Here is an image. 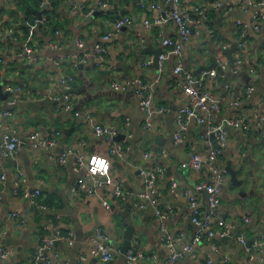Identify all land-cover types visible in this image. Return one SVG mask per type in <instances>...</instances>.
<instances>
[{
    "label": "crops",
    "instance_id": "0c3cea01",
    "mask_svg": "<svg viewBox=\"0 0 264 264\" xmlns=\"http://www.w3.org/2000/svg\"><path fill=\"white\" fill-rule=\"evenodd\" d=\"M60 1L58 27L49 25L44 29L34 22L42 19V6L39 17L31 21L25 19L28 1L0 0V110L12 113L0 121V142L6 134L21 140L15 158L2 157L0 145V248L12 251L9 258H0V264H42L36 255L45 239L57 231L73 233L75 241L73 245L59 242L52 249H45L52 260L54 253L60 251L64 263L79 264L81 254L86 252L89 264H125L128 253L122 247L129 225L136 228L131 249L139 256L135 264H159L168 257L162 241V221L152 205L135 211L143 188L140 168L156 163L165 168V176L157 184L161 195L158 207L166 213L163 223L167 231L183 235L186 241L193 239L197 227L185 192L193 189L203 210L206 198L194 187L212 180L207 166L195 169L190 163L196 152L204 151L201 144L196 149L190 145L199 128L193 123L185 140H174L176 118L185 104L183 76L174 72L178 60L168 54L163 73L160 64L157 67L154 62L158 51L170 50L164 47V38H180L173 23H156L171 4L168 0ZM49 2L51 5L55 0ZM153 4H160L161 12L152 8ZM182 4L191 11L193 19L202 20L184 45L183 65L221 102V126L228 127L230 119L242 117L250 129L229 128V143L220 161L225 167L232 162L238 171L237 183L228 173L213 221L215 236L203 239L196 249L197 259L184 257L175 264H200L208 256L216 261L229 258L232 264H264V245H255L264 233V10L255 6L244 11L238 0H182ZM197 8L203 11L201 15L196 14ZM258 12L263 14L260 21ZM124 17H131L133 23L122 29L112 27V21ZM145 20L150 24H144ZM256 23L258 29L252 26ZM244 25L249 26L246 32ZM109 34L110 39L105 41L103 37ZM233 41L243 43V47L230 54ZM98 43L108 47L103 64L95 53ZM224 45H230L226 52ZM220 55L228 70H220L216 79L200 70ZM239 58L244 64L233 70ZM66 76L75 79L70 91L62 85ZM135 78L146 83L160 78L153 93L155 112L151 127L146 125L135 89L112 88L114 81L122 83ZM8 85L15 92H8ZM250 87L254 90L247 93ZM68 92L73 100L70 108L63 99ZM55 97L60 99L55 101ZM162 107L168 111L162 112ZM96 125L114 127L117 132L114 136L98 137ZM34 133L54 145L34 148L29 138ZM172 143V147H167ZM112 144L122 149L123 158L110 153ZM67 151V162L59 164L58 157ZM81 153L111 158L112 172L126 189L124 200H114L108 209L101 200L108 195L106 189L92 195L88 192L90 185L85 184L73 191L80 178H87L85 166L76 170V159ZM145 153L151 159H146ZM172 181L177 183L175 191ZM16 188H20L18 195L14 193ZM24 189L42 190L37 203L23 195ZM12 213L20 215L13 219ZM220 221L227 226H219ZM99 230L110 234L114 241L115 258L110 263L90 254V240ZM248 241L253 242L251 247Z\"/></svg>",
    "mask_w": 264,
    "mask_h": 264
},
{
    "label": "built area",
    "instance_id": "2783aa9c",
    "mask_svg": "<svg viewBox=\"0 0 264 264\" xmlns=\"http://www.w3.org/2000/svg\"><path fill=\"white\" fill-rule=\"evenodd\" d=\"M240 2L239 7L248 11L251 7L257 6L264 10V0H238ZM170 3V8L164 11V14L159 16L156 23L165 22L173 23L178 33L180 34V39L174 38H164L163 45L167 49V52H163L159 57L160 73H163L166 69V63L168 59V54H172L177 58V66L174 69L176 74L183 76L182 87L184 90L185 104L180 109L177 115L176 123L177 130L174 134L175 141H183L186 139L187 133L191 130V124L194 123L199 130L197 131L196 137L190 141V145L193 149H196L199 144L204 147V151L196 152L191 159V165L195 169H200L202 167H208L210 172L211 181L199 182L195 185L194 190L199 192L201 195L205 196L207 201V206L205 209H201L199 206L198 197L194 196L193 189H187L185 192L186 198L189 199L190 206L193 209V222L197 227V232L192 240L186 241L183 235L175 236L167 231L165 223H163L166 218V213L160 209L158 206L160 204L161 195L157 190L158 182L164 178L166 170L161 164H144L140 168V174L143 181V188L139 192V199L137 201L135 211L142 210L147 205H152L156 208V213L161 223L162 231V241L168 250V257L165 260L159 261V264H175L179 259L184 257L198 258L196 254V249L203 242L205 237H214L216 232L213 229V221L217 215V209L221 205L223 197V188L226 182H228V171L224 165H222L220 159L223 150L227 147L229 143V128L234 129H244L245 131L250 129V126L246 123V119L238 117L235 119H230L228 127H223L219 123V114L222 109L221 102L217 101L213 93L203 86V81L199 80L197 76L183 65V49L185 43H187L194 31L196 32V27L202 24L201 19H193V14L188 8H185L182 4V0H168ZM104 3H100L103 6ZM145 5V4H144ZM221 6V2L218 3ZM42 8H49V0L41 1ZM106 7L107 5L104 4ZM152 8H158L161 12L160 4H153ZM93 11H90L92 14ZM196 14L201 15L199 8L195 9ZM263 14L258 12L256 17L260 21ZM35 23L46 25L47 16L43 15L42 19H35ZM133 23L131 17H124L111 22L112 27L117 29H122ZM144 24L149 25L148 20L144 21ZM194 24V26H193ZM256 29L259 28V24H252ZM249 28L248 25H244V32ZM111 35H105L103 38L105 41L110 39ZM80 45L83 46V41H80ZM243 47V43H239L238 47ZM223 51L226 52L230 49V45H224ZM28 53H31V49H27ZM95 53L98 56L100 64L106 63L108 55V47L104 44L98 43L95 46ZM222 55L217 59V67L209 72L210 76L216 79L219 76L220 70L222 72L228 70V65L225 64ZM244 61L239 58L237 59L232 69L241 67ZM73 76H66L62 80L63 87L70 91L72 88V83L74 81ZM160 80L157 78L155 83H146L140 78H135L127 82L118 83L114 81L112 83V88L118 91H127L134 88L137 95L140 98V106L144 112L146 125H153V117L155 112V104L153 103V93L155 91V85ZM227 89H231L227 85ZM254 88H248L247 93H250ZM8 92H15L13 86H7ZM66 94L64 96L65 106L70 108L72 106L73 100L72 95ZM241 95H245L242 92ZM60 98L55 97V101ZM237 101V100H236ZM241 102V100L239 99ZM161 111H168L167 108L162 107ZM258 116L262 114L257 111ZM12 113L0 110V121L3 118L11 117ZM95 133L98 137L104 135L114 136L117 132L114 127L96 125L94 126ZM131 137V135H129ZM30 140L33 143L34 148L51 147L55 142L48 141L47 139L41 138V135L34 133L30 135ZM21 145V140L17 136L6 134L3 137L1 144V156L5 158H15L19 146ZM110 153L112 155L117 154L120 158H123L122 149H118L116 145L112 144ZM70 151L64 152L58 157L59 164H64L67 162ZM149 153H145L146 159H151ZM204 158H206L204 160ZM76 170L80 167L85 166L87 168V178H80L73 187V191L77 192L79 188L83 187L85 184L90 185L88 190L89 194L97 195L102 189L108 191V195L102 197V205L108 209L111 208V202L117 200H124L126 198V189L122 181H120L112 172V161L111 158L99 153H93L90 155L79 154L76 159ZM3 178H5L3 176ZM172 190L177 189V183L172 181ZM20 188H16L14 193L19 194ZM175 193V192H174ZM42 194L41 189L29 190L24 189L23 195L29 198L33 203H37L38 197ZM41 209H47L45 205H39ZM19 213H12L11 218L15 219L18 217ZM219 226H227L225 221H220ZM49 225H47V228ZM75 241V236L73 233L68 235L57 231L53 237L46 238L45 243L40 247V252L36 255V260L42 264H69L63 262L61 259L60 251L54 253V259L52 260L45 253V249H52L57 243L65 242L73 245ZM240 241L244 243V239L240 238ZM114 241L111 235L105 233L101 230L97 231L95 235L90 240V254L100 257L102 262L110 263L115 258L114 254ZM256 246L264 245V233L261 234L260 238L255 241ZM12 251L9 248H0V258L7 259L11 256ZM139 256L130 250L127 254L125 264H135L138 261ZM79 264H89L88 253H82L79 259ZM200 264H232L229 258L223 260H214L211 256H208L206 261Z\"/></svg>",
    "mask_w": 264,
    "mask_h": 264
},
{
    "label": "water",
    "instance_id": "95a60500",
    "mask_svg": "<svg viewBox=\"0 0 264 264\" xmlns=\"http://www.w3.org/2000/svg\"><path fill=\"white\" fill-rule=\"evenodd\" d=\"M136 1H139V0H136ZM238 47V44H237V41H233V45L231 47V49L229 50V53L231 54L234 50H236ZM159 52V51H158ZM157 52V56L154 60L155 62V65L158 67L159 66V56L161 53H158ZM217 67V60H215L213 62V64H211L210 66H205L203 68H201L200 70L203 71L205 70L207 73H209L211 70H213L214 68ZM3 87L0 85V94L3 93ZM8 96V93L5 94V97L3 99H5L6 97ZM0 145H1V142H0ZM173 143L172 144H168L167 147H172ZM206 158H204L205 160ZM226 169L228 171V173L230 174L231 176V180L232 182L234 183H237V174H238V171L236 169H234V167L232 166V162H229L228 165L226 166ZM135 231H136V228L133 226V225H129L127 228H126V231H125V237H124V243H123V247H122V250L125 254H127L129 252V250L132 249V246H133V238H134V235H135ZM254 242V240H253ZM251 241H248L247 242V245L248 247H251L252 243Z\"/></svg>",
    "mask_w": 264,
    "mask_h": 264
},
{
    "label": "trees",
    "instance_id": "16d2710c",
    "mask_svg": "<svg viewBox=\"0 0 264 264\" xmlns=\"http://www.w3.org/2000/svg\"><path fill=\"white\" fill-rule=\"evenodd\" d=\"M22 1L29 2V6L25 5L26 7L24 8L25 9V19H30L31 21H33L35 17H39L40 12H41L40 7H41L42 0H22ZM60 3H61L60 0H55V2H52L49 8L43 9V14L46 15L48 19H47L46 25H41L40 27H44V29L48 27L49 25L53 26L54 28L58 27L60 23L59 12H58ZM39 32H42V30L40 29Z\"/></svg>",
    "mask_w": 264,
    "mask_h": 264
},
{
    "label": "bare ground",
    "instance_id": "6f19581e",
    "mask_svg": "<svg viewBox=\"0 0 264 264\" xmlns=\"http://www.w3.org/2000/svg\"><path fill=\"white\" fill-rule=\"evenodd\" d=\"M53 6V5H52ZM186 8V7H185ZM44 9V8H43ZM46 13V12H45ZM48 19V18H47ZM180 39V38H179ZM34 56V55H33ZM37 56V55H36ZM31 57V56H30ZM1 59V58H0ZM30 59V58H29ZM35 59V58H34ZM4 61V60H3Z\"/></svg>",
    "mask_w": 264,
    "mask_h": 264
}]
</instances>
